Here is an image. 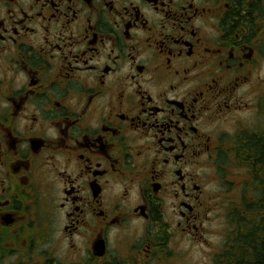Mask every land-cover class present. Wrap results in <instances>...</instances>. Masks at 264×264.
Segmentation results:
<instances>
[{
	"label": "flooded vegetation",
	"instance_id": "1",
	"mask_svg": "<svg viewBox=\"0 0 264 264\" xmlns=\"http://www.w3.org/2000/svg\"><path fill=\"white\" fill-rule=\"evenodd\" d=\"M263 168L264 0H0V264L264 260Z\"/></svg>",
	"mask_w": 264,
	"mask_h": 264
},
{
	"label": "rangeland",
	"instance_id": "2",
	"mask_svg": "<svg viewBox=\"0 0 264 264\" xmlns=\"http://www.w3.org/2000/svg\"><path fill=\"white\" fill-rule=\"evenodd\" d=\"M233 168L229 169V166L227 168H225L224 170L220 171V175H222V180L219 182V187L220 189L219 194H226V190L228 188V179L230 178V170ZM216 187V185L214 186ZM221 188L223 189V191L221 190ZM223 199V198H221ZM220 199V200H221ZM219 200V201H220ZM223 202L225 203V200H223ZM222 202V207H220V217H222V220H219V229H218V236L214 239L218 244V247L221 246L224 243V240H226L225 234L227 231V222H226V213H225V209H226V205L223 204ZM213 241V237L208 238V240ZM186 248L184 249L185 255H186V264H210L209 262V258L206 256V252L207 250H203V248L201 247H197V249H194L193 247H191L189 244L185 245ZM221 247L219 249H221ZM62 252H64V248L60 247L59 248V254H62ZM205 256V257H204Z\"/></svg>",
	"mask_w": 264,
	"mask_h": 264
},
{
	"label": "trees",
	"instance_id": "3",
	"mask_svg": "<svg viewBox=\"0 0 264 264\" xmlns=\"http://www.w3.org/2000/svg\"><path fill=\"white\" fill-rule=\"evenodd\" d=\"M254 148H256L255 150L259 151V147H254ZM254 148H253V150H254ZM256 179L257 180L259 179L258 181L260 182V186L264 190V168L262 170V177L256 178ZM260 253H261V251L258 249L257 259H256L255 263H251V264H264V260H262V258L259 257ZM217 264H230V262L228 260V254L226 251L219 256V261ZM237 264H240V263H237Z\"/></svg>",
	"mask_w": 264,
	"mask_h": 264
}]
</instances>
